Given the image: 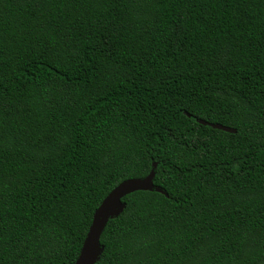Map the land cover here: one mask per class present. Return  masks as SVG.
Listing matches in <instances>:
<instances>
[{
    "label": "trees",
    "instance_id": "1",
    "mask_svg": "<svg viewBox=\"0 0 264 264\" xmlns=\"http://www.w3.org/2000/svg\"><path fill=\"white\" fill-rule=\"evenodd\" d=\"M154 162L96 264H264V0H0V264H74Z\"/></svg>",
    "mask_w": 264,
    "mask_h": 264
},
{
    "label": "water",
    "instance_id": "2",
    "mask_svg": "<svg viewBox=\"0 0 264 264\" xmlns=\"http://www.w3.org/2000/svg\"><path fill=\"white\" fill-rule=\"evenodd\" d=\"M199 123L225 132H237L236 129L222 124L209 123L204 120H199ZM156 168L157 163L154 162L152 170L146 177L124 180L104 198L94 213L92 224L74 264H96L100 260L104 251V246L101 243L102 234L108 222L124 212L126 203L123 199L126 196L137 191H156L169 196L162 188L154 184Z\"/></svg>",
    "mask_w": 264,
    "mask_h": 264
}]
</instances>
